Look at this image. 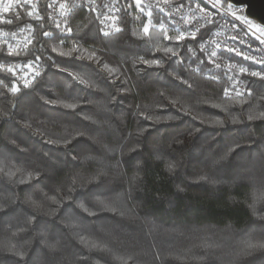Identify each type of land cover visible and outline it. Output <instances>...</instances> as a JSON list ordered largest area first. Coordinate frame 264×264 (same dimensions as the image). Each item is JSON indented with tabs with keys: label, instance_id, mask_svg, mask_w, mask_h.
I'll return each instance as SVG.
<instances>
[{
	"label": "trees",
	"instance_id": "trees-1",
	"mask_svg": "<svg viewBox=\"0 0 264 264\" xmlns=\"http://www.w3.org/2000/svg\"><path fill=\"white\" fill-rule=\"evenodd\" d=\"M45 4L40 0L44 29L52 31ZM120 15L124 35L107 39L99 35L101 25L94 13L72 9L73 35L86 36L81 43L89 51L96 50L100 64L52 53L49 45L58 41L42 37L38 22L28 18L23 22L33 25L55 64L42 57V79L34 89L16 96L0 85V167L10 162L6 157L17 164L51 158L55 179L45 180L49 187L40 185L44 192L63 184L70 174L79 173L83 179L62 203L44 201L40 207L27 203L30 196L36 198L28 185L0 179V205H7V211L0 212V264H264V249L249 255L241 252L249 238L264 242V199H258L264 196V119H247L264 112V80L244 74L245 95L225 96L226 78L207 63L199 49L210 28L196 34L195 40L180 42L164 40L161 32L153 30V37H161L159 46H179L180 58L164 59L160 68L134 65L140 55L160 59L162 53L149 54L143 40L132 35L145 22L135 7L127 12L122 8ZM163 24L173 34L167 19ZM9 30L19 31L18 27ZM73 42L71 37L65 39L64 50ZM188 48L197 55L192 57ZM32 58L9 57L7 62L25 64ZM105 63L128 77L130 91H119L123 85L120 80L113 82L114 77L103 68ZM247 64L251 71L264 72V66ZM69 73H78L97 87L89 89ZM0 79L10 84L14 78L0 73ZM249 90L251 95H247ZM113 95L122 103L111 102ZM53 100L58 103H45ZM59 101L79 106L73 110ZM141 128L146 129L142 135ZM117 137L127 141L123 157L109 152L117 147ZM177 137L184 139L183 145L174 143ZM64 139L71 143L65 146ZM137 141L143 157H150L155 149L182 151L183 172L169 175L163 163L156 162L140 173L143 182L135 181L133 165L141 157L136 152L128 154L127 147ZM230 149L234 151L227 167L212 168L210 159ZM121 158L125 163L117 167ZM105 165L108 176L88 183L87 178ZM201 175L217 182L198 181ZM80 204L96 215H89ZM32 216L36 221L31 227L19 231ZM53 241L61 245L56 255L48 247ZM9 245L22 251L23 259L8 251Z\"/></svg>",
	"mask_w": 264,
	"mask_h": 264
},
{
	"label": "snow or ice",
	"instance_id": "snow-or-ice-1",
	"mask_svg": "<svg viewBox=\"0 0 264 264\" xmlns=\"http://www.w3.org/2000/svg\"><path fill=\"white\" fill-rule=\"evenodd\" d=\"M201 3L210 4L212 10H208L205 7L201 6ZM82 7L84 11L92 12L99 19L101 27L99 28V35L107 38L114 39L122 37L125 33V29L121 24V9L123 8L126 12L131 8L135 7L138 13L142 14L145 17V22L140 30L132 32V35L140 38L145 43L147 52L154 55L155 52L162 53V58H152L145 59L143 55L136 57L133 61L134 65L143 64L147 67H163L164 59H170L172 57L180 58L179 46L173 48L170 46H159L161 37H153L151 32L157 31L162 33V39L167 41H185L188 39L195 40L196 33L200 31L205 24L213 25L215 24L214 17L219 15V10L221 8L225 9V13L230 12V14L235 17L237 20L241 21L244 25L252 31L253 35L257 33V40L261 44H264V40H261V37H264V26L259 24H254L251 20L246 17L237 16L235 11H231L232 4L226 3V0H200L194 6L192 4L187 5V13L184 12L185 4H176L175 0H158L154 4H146L144 0H130L127 4L114 3L111 6H105L103 9L99 8L97 5L92 3V0L86 5H76L69 4L68 2L58 3L57 0H52L51 3H47L43 6L45 14L47 15L49 26L52 28V31L44 29L45 16L41 15V8L39 5V0H17L16 3H6L3 5V12L8 13L10 10H14L11 16H0V73H3L5 77L11 76L14 79L10 81V84L4 83V80L0 79V85H3L4 89L13 96H16L22 92V90L34 89L39 80L42 79L44 65L42 64V57H44L51 64H55L50 55H47L48 49L45 48L44 44L35 35V28L31 23H23L25 18L38 22V27L41 29L42 37L47 38L48 41H58V43L49 45L50 51L52 53H57L59 56L63 57H74L75 59H86L88 61H93L96 64L101 63V58L97 56L96 50L89 51L84 48L81 41L86 39V36L73 35V29L68 26L67 19L71 15L72 9ZM15 9H21V11H15ZM59 9V16L62 19H57L53 16V12ZM154 12L156 14V21L154 22ZM167 19L168 24L171 28L173 34H169V31L165 29L163 21ZM177 21L180 23L177 24ZM203 21V23H200ZM23 24V26H21ZM199 24V27H195V30H191L188 26ZM183 27H182V26ZM12 27H18L19 33L24 34L23 40H18V32L10 31ZM73 39V43L68 50H64V41L68 38ZM233 39H235L233 37ZM36 41V44L33 45V41ZM47 43V41L45 42ZM215 49H221V44L219 42L213 41ZM30 45L33 47L30 49ZM200 51L205 52V44L201 43L199 45ZM225 50L228 52H235L236 55L243 56L245 60H252L256 64L264 65V60H257L255 57L247 56L246 54L237 51L234 48H227ZM40 54H36V52ZM188 51L191 52L192 57H195L197 53L191 48H188ZM28 56L31 55L33 58L29 59L25 64L21 65L19 63L7 62L9 57H19V56ZM217 56V51H211L205 53V59L207 63L214 65L215 69H221L222 65L216 63L215 57ZM205 61L201 60L200 63L203 64ZM59 67V65H55ZM103 68L106 69L110 76L114 77V80H120L121 87L120 92H128L130 89L127 87L128 77L124 73H120L118 69L109 68L108 64H103ZM227 74V78L232 81V89L235 90L237 97L242 98L245 95V92L240 91L237 85L240 83L238 75L234 74V70L238 72L239 75H250L252 77H258L261 80H264V72L261 71H249L247 67H239L235 64H225L223 66ZM61 71H68L67 69H60ZM74 80L78 81L79 84L85 85L89 89H94L97 85L92 82L90 79H85L78 73H69ZM175 75V73H173ZM123 76V79L121 77ZM176 79L181 80L182 78L176 76ZM187 83V81H183ZM191 87V85H189ZM229 89L224 90V95H229ZM162 95V94H161ZM247 95H251V91L247 92ZM113 103H122V101H116V96L113 95L111 98ZM45 103L56 104L58 101H45ZM64 107L69 109H75L79 106L78 103H68L64 101H59ZM14 107V105H13ZM136 116H143L145 119H152L150 116H145L142 112L134 113ZM5 118L7 113H4ZM159 119V117H157ZM168 119H175L174 117H168ZM247 119L249 121L255 119H264V112L257 114L248 115ZM237 121H233L235 123ZM217 123H223L222 121H217ZM25 126H30L25 124ZM146 129L141 128L139 130L140 135ZM78 135L82 133H77ZM15 143L14 140L10 141ZM56 143V141H53ZM62 143L66 146L71 143V139H64ZM117 147L109 149V152L115 156L116 153H119L121 157L125 154L124 148L127 143L126 139L117 137L116 139ZM174 143L178 146L184 144V139L177 137ZM234 149H230L228 153L220 155L219 158L212 157L209 161L212 168L215 169H224L227 167L229 161L230 153ZM132 152L138 153L141 157L137 160L136 164L133 167L136 169L135 181L143 182V177L141 172L146 166L151 163L160 162L164 165V170L169 175H174L178 171L183 172L184 169V154L180 152H168L164 149H155L152 151L150 157H143L142 155V145L139 141L137 143L127 147V153ZM3 167H0V174L3 177H6L7 181L10 184L14 185H28V191L35 193L36 198L29 197L27 203L32 207H40L41 203L44 201H51L56 204L62 203L66 198H69L72 194V191L75 187L79 186V182L83 179L79 173L70 174L65 182L59 186L50 188L49 192H44L41 190L40 185L49 187L45 184V180L54 181V169L55 162L51 161V158L45 157L40 161H27L26 163L17 164L11 162ZM91 159V158H90ZM125 161L121 158L117 160V167L122 166ZM103 165V161H101ZM107 166L105 165L100 170L96 171L93 175L87 178L88 183H98L103 178L108 176L106 170ZM43 177V179H41ZM207 180L209 183L215 184L217 181L215 179L209 180L206 175H201L198 177V181ZM35 182V183H34ZM180 192L185 191L184 188H179ZM132 189H129V194H131ZM51 193V194H50ZM258 199H264V196L259 197ZM101 203H103L101 201ZM72 207V205H69ZM85 212H88L89 215H96L95 212H90L83 204L79 205ZM7 205H0V212H6ZM253 211L255 212V206L253 205ZM49 215H55V212H50ZM36 221V217L32 216L26 219L24 227H21L19 231L23 232L31 227V225ZM82 242L83 241L82 239ZM92 247H97V245L92 244ZM50 251L53 255L58 254L61 251V245L59 241H53L48 244ZM264 249V242L254 243L251 238L243 242V248L241 250L243 255H249L255 250ZM8 251H14L15 255L23 259V252L16 250L14 245L7 246ZM131 259V257H129Z\"/></svg>",
	"mask_w": 264,
	"mask_h": 264
},
{
	"label": "built area",
	"instance_id": "built-area-1",
	"mask_svg": "<svg viewBox=\"0 0 264 264\" xmlns=\"http://www.w3.org/2000/svg\"><path fill=\"white\" fill-rule=\"evenodd\" d=\"M46 3H51L52 0H44ZM17 0H0V16H5L6 13L3 12V5L6 3H16ZM40 2V0H39ZM58 3L68 2L71 4L76 5H86L89 0H57ZM158 2V0H144V3L146 4H154ZM200 2V0H175L176 4H185L184 12L187 13V5L190 3L193 6ZM92 3L97 5L99 8L103 9L105 6H111L110 2L107 0H92ZM229 3V2H226ZM202 7H205L208 10H212L210 8V4H204L201 3ZM231 11H235L237 16L246 17L247 19L251 20L254 24H259L261 26H264L257 22L256 20L252 19L251 17L247 16L244 8L237 7L232 4ZM83 10V8L81 7ZM219 15H216L214 17L215 24L208 25L205 24L204 27L200 29V33L202 30L210 28V33L202 40L201 43L205 44V52L208 53L211 51H217V56L214 58L216 63H220L222 65L221 69H217L221 74L226 78V82L228 83L226 89H229V95H236L235 90L232 89V81L227 78V74L225 70L223 69V66L225 64H235L237 66V69L239 67H247L248 69H251L247 62L249 64H254L257 67H261L264 65L256 64L252 60H245L243 56L236 55L235 52H228L225 50V47L227 48H234L239 52H242L250 57H255L257 60H264V44H261L259 40H257L256 36L259 35L258 33L256 35H253L252 31L248 29L246 25H244L241 21L237 20L235 17H233L230 12L225 13V9L221 8L219 10ZM53 16H55L57 19H62L59 16V9L53 12ZM69 19L70 16L67 19L68 26L69 25ZM99 20V19H98ZM180 22L177 21V24ZM200 23H203L201 21ZM182 26V25H181ZM183 27V26H182ZM191 30H195V27H199V24L189 25L188 26ZM17 31V30H13ZM18 32L17 39L23 40L21 37L22 34ZM233 37L235 39H233ZM261 40H264V37L260 38ZM213 41L219 42L221 44V49L217 50L214 47ZM14 63L15 62H11ZM20 64V63H19ZM23 65V64H21ZM212 65V64H211ZM214 67V65H212ZM215 68V67H214ZM234 74L238 75L240 83L237 85L239 87L240 91L246 92V88L244 85V75H239L236 70H234Z\"/></svg>",
	"mask_w": 264,
	"mask_h": 264
},
{
	"label": "water",
	"instance_id": "water-1",
	"mask_svg": "<svg viewBox=\"0 0 264 264\" xmlns=\"http://www.w3.org/2000/svg\"><path fill=\"white\" fill-rule=\"evenodd\" d=\"M226 2L244 8L247 16L264 25V0H226Z\"/></svg>",
	"mask_w": 264,
	"mask_h": 264
},
{
	"label": "rangeland",
	"instance_id": "rangeland-1",
	"mask_svg": "<svg viewBox=\"0 0 264 264\" xmlns=\"http://www.w3.org/2000/svg\"><path fill=\"white\" fill-rule=\"evenodd\" d=\"M108 1V0H107ZM109 2V1H108ZM111 4V3H110ZM137 14L138 15H141V17H143V15L142 14H140V13H138V11H137ZM144 20H145V18H143ZM249 71H251V69H249ZM246 75V74H245Z\"/></svg>",
	"mask_w": 264,
	"mask_h": 264
}]
</instances>
